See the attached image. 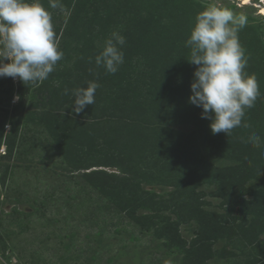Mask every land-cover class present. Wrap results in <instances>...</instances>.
Wrapping results in <instances>:
<instances>
[{"label":"trees","instance_id":"trees-1","mask_svg":"<svg viewBox=\"0 0 264 264\" xmlns=\"http://www.w3.org/2000/svg\"><path fill=\"white\" fill-rule=\"evenodd\" d=\"M39 2L52 14L64 57L44 81L25 85L17 79L20 99L14 106L0 105L2 176L20 127L42 128L64 173L79 176L133 225L161 240L179 264H207L213 258L264 264V147L247 142L253 134L264 138L259 30L246 24L238 35L248 60L245 71L256 77L261 95L246 111L249 127L227 137L212 134L202 109L188 103L197 66L187 60L185 41L196 14L207 5L198 0H61L62 9H51L49 0ZM113 31L126 38L124 62L108 74L95 65V56ZM89 81L100 85L95 103L74 114L71 90ZM5 125L9 133L4 135ZM204 189L218 199L216 205L204 199ZM14 205L11 213L19 212ZM3 215L0 208V219ZM191 224L194 232L186 241L179 227ZM218 243L221 248L214 249ZM6 249L0 235L2 255Z\"/></svg>","mask_w":264,"mask_h":264},{"label":"rangeland","instance_id":"rangeland-1","mask_svg":"<svg viewBox=\"0 0 264 264\" xmlns=\"http://www.w3.org/2000/svg\"><path fill=\"white\" fill-rule=\"evenodd\" d=\"M198 1L245 14L247 24L256 27L264 40V17L257 14L259 0L246 5L239 0ZM10 82L8 77L0 78L2 107L18 102H13L17 79ZM7 133L9 125L4 126V135ZM4 154L1 145L0 156ZM8 165L4 176L0 172V208L4 212L0 235L7 247L3 255L0 251V264H179V257L168 254L161 240L133 225L79 176L64 173L63 161L42 128L20 127ZM204 192L206 201L218 203L209 189ZM13 205L19 212L11 213ZM32 206L36 209L30 212ZM179 230L189 241L194 226L181 225ZM221 246L218 243L214 249ZM238 262L213 258L207 264Z\"/></svg>","mask_w":264,"mask_h":264},{"label":"clouds","instance_id":"clouds-1","mask_svg":"<svg viewBox=\"0 0 264 264\" xmlns=\"http://www.w3.org/2000/svg\"><path fill=\"white\" fill-rule=\"evenodd\" d=\"M49 7L62 9L63 5L61 0H49ZM247 22L245 14L212 4L196 14L185 41L190 49L187 60L197 66L188 103L202 109L201 118L210 121L212 134L223 132L228 137L236 128L249 127L244 119L246 111L255 107L261 95L256 77L245 71L248 60L238 35ZM125 43L126 38L113 31L95 56V65L115 74L124 62ZM63 57L52 14L39 0H0V78L19 79L25 85L41 82ZM99 87L89 81L71 90L72 113L80 114L94 105ZM64 91L69 94L68 89ZM19 99L14 96L13 102ZM247 142L264 147V138L256 134Z\"/></svg>","mask_w":264,"mask_h":264},{"label":"bare ground","instance_id":"bare-ground-1","mask_svg":"<svg viewBox=\"0 0 264 264\" xmlns=\"http://www.w3.org/2000/svg\"><path fill=\"white\" fill-rule=\"evenodd\" d=\"M242 1H243V5H246L252 0H242ZM258 2L260 4L259 6L260 14H264V0H259Z\"/></svg>","mask_w":264,"mask_h":264},{"label":"built area","instance_id":"built-area-1","mask_svg":"<svg viewBox=\"0 0 264 264\" xmlns=\"http://www.w3.org/2000/svg\"><path fill=\"white\" fill-rule=\"evenodd\" d=\"M238 2H240L241 4H243V1L242 0H239ZM259 16L261 17H264V14H260V10H258V13H257Z\"/></svg>","mask_w":264,"mask_h":264}]
</instances>
